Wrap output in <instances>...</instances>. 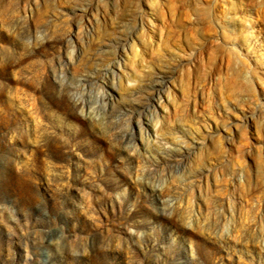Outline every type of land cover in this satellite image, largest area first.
<instances>
[{
    "label": "rangeland",
    "instance_id": "obj_1",
    "mask_svg": "<svg viewBox=\"0 0 264 264\" xmlns=\"http://www.w3.org/2000/svg\"><path fill=\"white\" fill-rule=\"evenodd\" d=\"M0 264H264V0H0Z\"/></svg>",
    "mask_w": 264,
    "mask_h": 264
},
{
    "label": "bare ground",
    "instance_id": "obj_2",
    "mask_svg": "<svg viewBox=\"0 0 264 264\" xmlns=\"http://www.w3.org/2000/svg\"><path fill=\"white\" fill-rule=\"evenodd\" d=\"M228 24L230 25V23H228ZM231 27H232V28H235V27H237V25L235 24V22H234V21L232 22V25H231ZM159 85H161V83H159V82H158V84H156L155 86H156V87H158V89H159V88H160V86H159ZM153 99H154V98H153V97H151V98L149 99V101H152ZM146 127H149V126H146Z\"/></svg>",
    "mask_w": 264,
    "mask_h": 264
}]
</instances>
